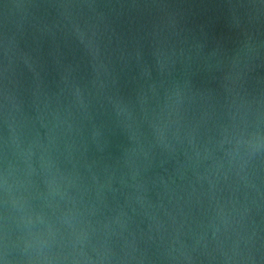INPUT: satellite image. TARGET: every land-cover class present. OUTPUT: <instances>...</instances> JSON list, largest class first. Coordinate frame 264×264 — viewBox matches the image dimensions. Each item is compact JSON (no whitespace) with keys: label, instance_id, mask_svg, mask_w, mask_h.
Returning <instances> with one entry per match:
<instances>
[{"label":"water","instance_id":"obj_1","mask_svg":"<svg viewBox=\"0 0 264 264\" xmlns=\"http://www.w3.org/2000/svg\"><path fill=\"white\" fill-rule=\"evenodd\" d=\"M259 106L264 0H0V171L58 256L264 264V152L237 174L220 143Z\"/></svg>","mask_w":264,"mask_h":264},{"label":"clouds","instance_id":"obj_2","mask_svg":"<svg viewBox=\"0 0 264 264\" xmlns=\"http://www.w3.org/2000/svg\"><path fill=\"white\" fill-rule=\"evenodd\" d=\"M62 7H69L63 5ZM79 7V6H77ZM87 7L91 8L92 5ZM71 32L87 49L88 53L95 59L101 52V41L94 27L85 24L81 26L78 22L71 23ZM247 68V64L245 65ZM242 75V74H241ZM115 84V80L112 81ZM178 89V85L176 86ZM104 98L111 104L116 115L121 117L124 101L118 96L105 95ZM14 97L5 91L4 120L7 128H11L10 123V104L13 107ZM157 129L159 136V128ZM220 143L230 144L231 147L226 150V154L230 160L234 161L237 174L244 171L249 161L256 155L264 152V106H259L249 118L242 115L237 122L232 118L229 124L220 126ZM138 141L136 136H132ZM157 143H160L159 139ZM6 147L8 141H5ZM162 147H169L162 145ZM135 146L130 151H135ZM134 188L135 185H132ZM24 201L23 207H17V201ZM0 264H62L63 261L71 259L72 264H97L96 260L91 257L77 256H58L51 253L47 247L49 240L53 234L52 225L43 220V212L40 209L33 208L28 202L26 196H17L14 193L13 185L9 182V172L7 163L2 171H0ZM34 221H39L42 227H38ZM235 259V256L230 257ZM241 260L245 257L241 256ZM102 264H111V258L97 257Z\"/></svg>","mask_w":264,"mask_h":264}]
</instances>
